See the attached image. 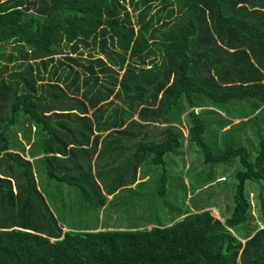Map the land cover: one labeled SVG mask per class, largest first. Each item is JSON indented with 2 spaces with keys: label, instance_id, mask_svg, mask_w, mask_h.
I'll return each mask as SVG.
<instances>
[{
  "label": "trees",
  "instance_id": "obj_1",
  "mask_svg": "<svg viewBox=\"0 0 264 264\" xmlns=\"http://www.w3.org/2000/svg\"><path fill=\"white\" fill-rule=\"evenodd\" d=\"M228 102L215 133L234 137L215 154L196 110ZM185 140L206 165L237 163L228 216L204 205L170 226L84 220ZM35 161L78 192L75 226ZM0 264H264V0H0Z\"/></svg>",
  "mask_w": 264,
  "mask_h": 264
},
{
  "label": "rangeland",
  "instance_id": "obj_2",
  "mask_svg": "<svg viewBox=\"0 0 264 264\" xmlns=\"http://www.w3.org/2000/svg\"><path fill=\"white\" fill-rule=\"evenodd\" d=\"M155 4L158 3L155 2ZM126 7L132 16L131 19L134 20L137 11H133L129 4ZM174 7L175 2L173 4ZM6 49L7 52L11 51L10 46H7ZM89 52L92 51L84 53V57ZM234 107L232 102H228L224 109L211 108L221 114V116L219 114L209 113L206 109H200L198 112L207 126L206 132L204 133L205 141L210 144L215 154L222 152L226 141L233 140L234 135L215 133V125L222 122L226 118V114L234 113ZM240 110H244V108ZM183 116H180V126L184 135H186L187 128ZM233 122L236 123L237 120ZM103 135L104 138L105 134ZM248 140L252 148L250 151L255 155L256 149L253 148L257 144L256 139L248 135ZM242 144L247 148L249 147L244 142ZM99 149L100 145L97 150ZM25 159L32 161L26 155ZM164 159L166 163L164 167L148 165L149 178L147 182L139 184L136 188H125L121 190L116 196L114 205L103 212L101 211L102 209L99 212L94 209H87V211L83 205H80L81 199L76 189L49 181L42 167L38 164V161H35L37 170L35 176L39 186L45 180L49 182L48 184L51 190L55 188L53 190L55 192L53 200L58 205L63 202L61 207L65 205L64 212L70 214V222L69 219L68 222L69 224L72 223L73 226H75L76 218L82 219V210L84 209L88 213L84 220L96 222V216L98 215L101 223L103 222L105 224L104 227L114 230H129L133 229L129 227L135 225H137L135 226L137 228H150L151 226H157V224L166 226L173 218L181 216L189 212V210H192V213L199 212V208L204 205H207V210L211 212V215L215 219H218L219 215L223 217L230 214L234 174L239 169L236 162L232 160L224 161L213 166L206 165L202 162L198 148L187 145L186 140L183 143L182 149L176 151V154H167ZM162 172L164 173V178L161 177ZM208 173L213 175L212 180L214 181L203 187L204 184H207L204 176ZM92 174L94 175V168ZM198 186H201V188H196ZM246 186L247 188L250 186L249 198L252 204H255L256 189L258 190V186L253 183H247ZM51 190L46 191V194L50 195ZM208 197L210 198L207 200ZM252 213L256 217L255 207L252 208ZM149 223L152 225L150 226Z\"/></svg>",
  "mask_w": 264,
  "mask_h": 264
},
{
  "label": "crops",
  "instance_id": "obj_3",
  "mask_svg": "<svg viewBox=\"0 0 264 264\" xmlns=\"http://www.w3.org/2000/svg\"><path fill=\"white\" fill-rule=\"evenodd\" d=\"M197 110H198V109H197ZM198 111H199V110H198ZM186 136H187V134H186ZM99 145H100V144H99ZM130 152H131L130 150H127V151H126V156H127V153L130 154ZM129 154H128V155H129ZM27 157H28V156H27ZM148 178H149V177L145 176V177L142 179V177H141V168H139L138 171H137V174H136V181L134 182V184H133L131 187L134 188L136 184L139 185V184H141L142 182H144V183H145V181L147 182V181H148ZM48 183H49L48 181H45V180H44V181H42V184L40 183L41 186H39V187H40L41 189H45V192H46V191H50V190H51V187L49 186ZM51 191H52V190H51ZM45 192H44V193H45ZM46 193H47V192H46ZM51 193H52V192H51ZM53 195H54V193H53ZM107 197L109 198V199L107 198L109 201L112 199V196H107ZM53 199H54V198H53ZM53 202L55 203L56 206H58V204H57L54 200H53ZM101 209H102V210H101L102 212H103L104 210H106V209L103 208V207H102ZM98 212H99V211H98ZM101 224H102V223H101V221L99 220V223H98V230L101 229V228H100Z\"/></svg>",
  "mask_w": 264,
  "mask_h": 264
}]
</instances>
